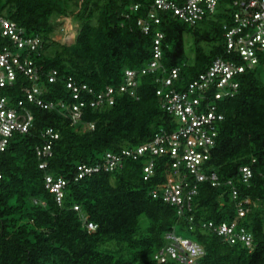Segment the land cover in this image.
Here are the masks:
<instances>
[{
	"label": "trees",
	"instance_id": "1",
	"mask_svg": "<svg viewBox=\"0 0 264 264\" xmlns=\"http://www.w3.org/2000/svg\"><path fill=\"white\" fill-rule=\"evenodd\" d=\"M151 1L0 0V16L40 41L34 51H19L32 60L37 80L18 73L0 88V95L17 103L24 98L23 87L37 84L40 97L55 105L42 109L27 103L33 117L30 128L14 133L0 151V264H178L155 258L170 232L203 248L200 264H264V52L256 64L234 76V94L216 100L223 120L217 123L214 145L201 170L215 174L217 184L198 183L181 214L152 195L154 190L161 193L172 175L173 160L150 150L135 158L123 153H134L156 134L167 135L177 127L174 116L162 107L158 88L182 89L214 58H233L225 52L222 28L229 22V0H219L215 14L194 26L159 13L160 22H151L144 33L137 21L146 17ZM133 3L138 9H129ZM53 17L76 22L73 43L52 38ZM156 31L163 36L161 68L138 75L135 94L115 95L112 104L92 107L87 102L91 94L82 91L87 103L73 120L71 103L77 100L67 81L84 83L94 92L117 88L125 69H139L150 61ZM185 33L193 37L192 58L185 51ZM5 43L0 37V47ZM175 67L178 77L163 86L162 78ZM52 69L57 77L48 82ZM48 127L57 138L46 168L40 169L35 148L45 141ZM107 153L118 157L114 168L100 166L97 172L78 176L79 166L103 165ZM148 163L152 172L144 178ZM242 168L248 169L246 178ZM178 170L187 171L184 164ZM45 176L65 182L59 201L46 187ZM86 222L96 228L88 230ZM233 222L229 236L217 232L221 223ZM241 230L250 235V245L239 239Z\"/></svg>",
	"mask_w": 264,
	"mask_h": 264
},
{
	"label": "built area",
	"instance_id": "2",
	"mask_svg": "<svg viewBox=\"0 0 264 264\" xmlns=\"http://www.w3.org/2000/svg\"><path fill=\"white\" fill-rule=\"evenodd\" d=\"M232 10L228 13V23H224L225 52L233 58H214L204 72H201L182 89L164 91L158 88L156 94L163 95L162 107L174 116L177 127L167 135L156 134L153 141L139 146L134 153L123 151L126 155H141L150 150L153 154H165L172 161L173 172L164 183L161 193L154 190L153 197H161L171 206L177 207V213L181 214L183 206H189L191 199L197 193L198 183L208 180L211 185L217 184L215 174L206 175L201 170V164L209 157V149L214 145L217 135V123L223 120V114L217 110L216 100L232 96L238 87L234 76L244 72L245 67H252L264 52V0H229ZM219 0H152L146 12V17L139 18L137 24L144 33L150 31V24L160 22L159 13H171L176 19L190 26L211 17L217 11ZM139 4L130 5V10L138 9ZM152 58L139 69H125L124 81L117 87L107 86L98 92L92 91L84 83L67 81L66 86L71 89L73 99L71 103L72 119L80 115V110L87 102L90 106L112 104L115 95L128 94L133 96L137 86L138 75L154 72L161 68L160 41L162 33L154 34ZM0 37H4L7 43L0 47V88L10 85L16 79L18 73L23 74L28 80L36 81L38 72L32 60L27 56H21L19 51L29 49L34 51L39 47L38 38L25 36L24 30L15 22L0 16ZM57 71L52 69L47 74L48 82H54ZM178 77V68H172L165 78H162L163 86L170 85ZM86 91L91 97L85 102L81 93ZM42 89L37 85L23 87V99L17 103L8 102L7 98L0 95V151L7 146L9 138L14 133H26L31 126L33 117L27 103H33L42 109H53L52 101H44L40 96ZM92 126V125H91ZM45 141L36 146L35 153L38 158V167L46 168L47 158L52 155V141L57 138L53 128L48 127L44 131ZM118 157L107 153L104 164L93 166L81 165L78 167L79 177L97 172L100 166L110 170L118 162ZM186 168V172H179L178 167ZM152 164L144 165V178L151 171ZM244 178L249 174L247 168H242ZM2 173L0 171V180ZM46 187L56 193L59 201L62 193L60 189L65 182L62 179L53 181L50 176H45ZM77 206H74L76 209ZM242 210L239 215H242ZM235 223L227 225L221 223L217 226V232L223 236H229ZM211 225V223H209ZM88 230H94L96 225L86 222ZM167 244L159 250L155 258L165 261V258L174 260L178 264H200L199 258L204 254L203 248L196 242L177 236L174 232L166 234ZM239 239L246 245L251 244L250 235L241 230Z\"/></svg>",
	"mask_w": 264,
	"mask_h": 264
},
{
	"label": "rangeland",
	"instance_id": "3",
	"mask_svg": "<svg viewBox=\"0 0 264 264\" xmlns=\"http://www.w3.org/2000/svg\"><path fill=\"white\" fill-rule=\"evenodd\" d=\"M52 23H55V29L52 33V38L56 41H58L61 44L69 45L73 43L76 33V22H74L70 17H67L65 19H62L61 21L53 17ZM193 37L190 34L185 33L184 34V46L185 51L188 54L189 58H192V53L190 52V46L192 45ZM182 236L188 237L185 234H182Z\"/></svg>",
	"mask_w": 264,
	"mask_h": 264
}]
</instances>
